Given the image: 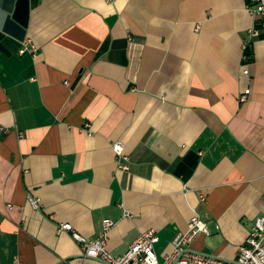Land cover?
<instances>
[{"label":"crops","instance_id":"crops-1","mask_svg":"<svg viewBox=\"0 0 264 264\" xmlns=\"http://www.w3.org/2000/svg\"><path fill=\"white\" fill-rule=\"evenodd\" d=\"M248 5L0 0V264H108L57 232L95 238L105 218L112 255L151 227L161 259L194 213L208 234L187 250L237 258L264 214V23Z\"/></svg>","mask_w":264,"mask_h":264},{"label":"built area","instance_id":"built-area-1","mask_svg":"<svg viewBox=\"0 0 264 264\" xmlns=\"http://www.w3.org/2000/svg\"><path fill=\"white\" fill-rule=\"evenodd\" d=\"M248 10L254 17L264 23V0H249ZM259 35V29L255 26L249 27L243 36L242 49L243 58L249 57V47L253 37ZM36 47L23 40L19 53L25 51L34 52ZM244 73L248 70L243 69ZM69 84L68 80L65 81ZM249 90L240 95L241 101L245 100ZM87 125V123H86ZM0 130L5 129L0 125ZM112 149L118 156L117 166L121 169H128V155L123 152L122 143L114 141ZM29 203L33 207L39 206L36 197L29 195ZM113 221L109 218L102 220V233L95 238H88L74 229L69 222H60L57 225V232H68L72 238L80 244L85 256L100 258L108 264H264V214L255 218L251 231L244 242L238 247L237 258L227 260L214 256H208L187 250L188 244L200 233L208 234L205 222L194 213L184 232L177 233L172 240V248L160 259L155 250V244L159 241V235L154 228L141 230L137 237L131 242L126 251L119 255H112L106 248V235ZM17 264H23L17 261Z\"/></svg>","mask_w":264,"mask_h":264},{"label":"trees","instance_id":"trees-1","mask_svg":"<svg viewBox=\"0 0 264 264\" xmlns=\"http://www.w3.org/2000/svg\"><path fill=\"white\" fill-rule=\"evenodd\" d=\"M249 53V52H248Z\"/></svg>","mask_w":264,"mask_h":264}]
</instances>
